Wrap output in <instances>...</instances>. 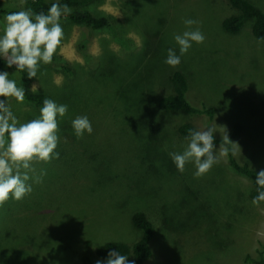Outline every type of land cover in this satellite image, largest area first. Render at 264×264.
Instances as JSON below:
<instances>
[{
  "label": "rangeland",
  "instance_id": "374dc122",
  "mask_svg": "<svg viewBox=\"0 0 264 264\" xmlns=\"http://www.w3.org/2000/svg\"><path fill=\"white\" fill-rule=\"evenodd\" d=\"M251 1L264 10V0ZM91 2L81 9L98 17L111 16L118 26L97 32L60 22L64 35L52 63L40 64L34 78L27 75L22 80L18 72H9L15 73L10 79L19 87L49 95L57 104L67 105L68 112L58 117L59 158L33 162L29 175L46 173L41 182L29 181L30 194L0 206V264H81L89 252L83 248L86 241L93 249L102 239L132 245L141 237L132 223L135 211H165L167 216L175 206L183 216L169 217L173 223L167 222L164 232L159 231L158 215L150 218L157 238L151 242L154 255L145 264H256L264 253V202L253 204L251 181L230 172L226 147L215 146L218 162L199 178L193 164L180 172L169 156L184 151L188 141L177 129L191 121L199 130L211 126L216 138L230 141L241 165L264 170V41L252 35L253 22H247L238 35L225 33L222 22L235 13L227 0ZM24 3H3L0 11H22ZM5 16L0 14V33ZM186 19L197 21L192 27L199 28L205 40L193 43L181 64L172 68L164 60L169 48L179 54L173 36L187 30ZM126 38L135 41L130 53L119 43ZM147 45L153 57L142 58L140 52ZM180 67L188 68L190 75L188 100L196 108L214 109V119L159 114L157 128L150 132L138 117L153 106L141 104L140 91L148 90L156 102L170 92L168 76ZM233 68L236 73L228 71ZM127 76L136 83L124 80ZM9 106L20 124L40 114L26 99L17 103L9 98ZM85 115L93 132L78 139L71 122ZM239 125L245 129L243 136L232 138ZM157 138L168 140L162 145L167 172L156 161H148L147 151ZM202 208V228L194 227L193 216ZM216 216L221 236L209 232V219ZM92 235L95 238L90 239ZM218 244L229 249L220 251ZM90 257L94 264L101 260L94 251Z\"/></svg>",
  "mask_w": 264,
  "mask_h": 264
},
{
  "label": "clouds",
  "instance_id": "9594fccd",
  "mask_svg": "<svg viewBox=\"0 0 264 264\" xmlns=\"http://www.w3.org/2000/svg\"><path fill=\"white\" fill-rule=\"evenodd\" d=\"M66 13H70L67 4L61 6L57 2L47 13L27 9L6 15L0 33V59L6 60L8 68H15V73L26 70L29 78L36 77L40 64L52 63L54 54H57L64 35L60 20ZM184 24L187 30L173 36L179 54L175 48H169L164 60L172 68L181 64V57L189 52L193 43L202 44L205 40L200 29L192 27L197 21L186 19ZM14 74L0 71V97L6 98L0 99V206L9 199L20 201L30 194L33 188L29 181L41 182L46 173L41 172L38 177L29 175L33 162L47 163L59 158L56 151L60 140L58 117L62 119L68 112L67 105L45 99L36 119L18 123L9 106V98L23 103L26 91L25 87L17 85L15 79H10ZM32 91H35V85ZM71 126L78 139L93 132L86 115L77 116ZM214 133L211 127L189 130L184 151L169 153L178 171L183 172L188 163L195 166L194 176L197 178L211 170L218 162ZM256 177L258 195L253 198V204L264 202V170H260ZM96 264H129V260L120 251H110L106 260H98Z\"/></svg>",
  "mask_w": 264,
  "mask_h": 264
},
{
  "label": "trees",
  "instance_id": "16d2710c",
  "mask_svg": "<svg viewBox=\"0 0 264 264\" xmlns=\"http://www.w3.org/2000/svg\"><path fill=\"white\" fill-rule=\"evenodd\" d=\"M9 1L13 0H0V5L3 3H7ZM93 1V0H92ZM229 4L231 5V8L235 10V13L233 15L225 18L222 22V27L225 33L228 35H238L244 25L247 22H253L252 26V35L260 40L264 41V10L258 7L254 2L251 0H227ZM59 3L61 6L64 4H67L68 8L70 9V13H66L61 17L60 22H68L73 25H79V26H85L88 29H91L93 31H106L113 26H118V21L114 19L111 16H103L98 17L95 16L93 13L88 11L87 9L82 10L81 8L86 7L88 4H91V0H60L56 2H47L46 0H25L24 8L25 10L31 9L34 13H39L41 11H44L47 13V10L51 7L53 3ZM21 10H6L3 9L0 11V14H6L8 15L11 12H17ZM134 40L131 38H126L123 41H119V43L125 47H129V53L130 49L135 48L134 47ZM119 52V51H118ZM141 57L149 58L150 56L153 57L150 51H148V45L147 50L144 51V53L140 52ZM10 58V57H9ZM228 67L232 68L230 65ZM179 70H175L171 72V74L168 76V87L170 89V92L166 95H162L159 97V99L153 103L151 101V95L149 94L148 90L146 93H143V98L141 101L142 105L145 104H152V109L149 111V113H140V118L144 124H148L149 131L155 130L157 127L155 126V122L157 121V117L159 114L162 115H170L174 112L177 113H183L190 116V119L195 118L196 116H207L210 120V122L213 121L215 110L214 109H199L194 107L190 101L188 100V92L190 89V75L188 74V68H178ZM0 71H15V68H8L6 65V60L0 59ZM236 73L234 68L232 70H228ZM227 72V71H224ZM22 80L27 78V71L24 72H18ZM133 80L132 76L124 77V80ZM123 80V81H124ZM134 81V80H133ZM136 83V81H134ZM132 83L131 85H133ZM132 86L128 87V90L131 89ZM25 99L27 102L35 106L37 109L40 110V108L43 105V101L45 99H51L49 95L45 94H33L29 91L25 90ZM165 92L167 93V89H165ZM161 94V93H160ZM0 99H6L3 97H0ZM211 127V126H209ZM199 130L197 127L191 122H187L185 124H181L179 128L177 129V133L180 136L187 137L189 130ZM245 129L242 126H237L233 129L232 138H239L243 136ZM176 133V137H178ZM160 134H156L158 136ZM162 140L160 142L159 140ZM157 138L156 140H153V145L150 147V149L147 151V155L149 160L148 161H156L158 165H160L161 169L164 172H167L169 170V167L167 163L164 162L166 159V154L162 149V145L168 141L165 138ZM214 145L219 147H222L223 145L226 147L227 151H229V160H230V172L239 174L245 178H247L249 181H251L252 184V193L251 198L253 199L258 195L257 192V185L255 183L256 180V174L260 171V169H255L251 167L249 164L241 165L234 157V151L231 146L230 141H225L222 139H218L215 136L214 133ZM263 170V169H262ZM189 192L194 194V191L189 188ZM154 195H152L153 197ZM199 201V196L197 193H195V202ZM186 203V202H185ZM186 205H188L186 203ZM205 206H208L207 204ZM238 209H243L239 208ZM198 214L193 216V225L194 227H201V222L204 219L203 217V211L204 209H197ZM150 214V215H149ZM177 214V217L174 215ZM188 212L186 213V215ZM152 215H158L160 218L158 220L159 225V231L164 232L165 229L167 230V222L173 223L172 219L169 217H175L178 219L180 216H183V213H180L175 206V210L173 214H167L165 216V211L162 213H153V212H144V211H135L132 217V223L134 228L140 232L141 237L132 245L128 244V241H117V240H105L102 239L103 237H97L99 239H102L103 242L96 247V249H93V246L91 245L92 242L90 240L86 241L83 245V248H89V252H86L85 256L82 258L81 264H94L90 255L91 252L94 251L96 256L100 258L101 260H106L108 257V253L110 251H120L122 255H125L128 257L129 264H145L148 262L154 255L153 249L151 246V242L156 240L157 238V227L150 218H153ZM181 219V218H180ZM163 220V221H162ZM220 218L216 216L214 219H209V232L213 234H219L217 230V225H219ZM232 231L230 232V235L227 237L228 244L231 245L230 240ZM221 236V235H220ZM233 236V235H232ZM94 237L93 235L90 236ZM223 237V236H222ZM95 238V237H94ZM224 238V237H223ZM217 249L220 251H227L228 249H224L223 246L218 244ZM256 264H264V253H261V259L256 261Z\"/></svg>",
  "mask_w": 264,
  "mask_h": 264
}]
</instances>
